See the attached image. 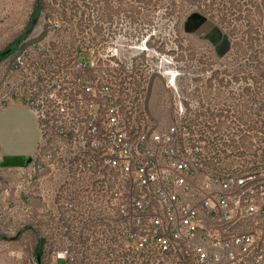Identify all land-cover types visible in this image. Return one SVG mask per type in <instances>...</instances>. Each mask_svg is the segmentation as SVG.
Wrapping results in <instances>:
<instances>
[{
  "label": "built area",
  "instance_id": "obj_1",
  "mask_svg": "<svg viewBox=\"0 0 264 264\" xmlns=\"http://www.w3.org/2000/svg\"><path fill=\"white\" fill-rule=\"evenodd\" d=\"M29 40L3 61L0 111L34 112L41 141L29 164L0 168V237L33 227L40 264H264V170L205 176L211 140L155 122L164 54Z\"/></svg>",
  "mask_w": 264,
  "mask_h": 264
},
{
  "label": "rangeland",
  "instance_id": "obj_2",
  "mask_svg": "<svg viewBox=\"0 0 264 264\" xmlns=\"http://www.w3.org/2000/svg\"><path fill=\"white\" fill-rule=\"evenodd\" d=\"M13 19L0 31L8 44L0 54L18 48L25 35L28 43L47 39L69 52L103 45L124 58L164 54L166 76L157 75L151 100L155 122L167 128L187 121L195 138L211 140L204 145L210 157L203 160L205 176L264 170V0H34L32 15ZM55 22L62 30L50 35ZM17 50L8 57L12 62ZM213 140L227 150L217 160ZM40 141L34 112L10 107L0 116V168H22ZM0 240V264H40L33 227ZM96 259L88 257L87 264H104Z\"/></svg>",
  "mask_w": 264,
  "mask_h": 264
},
{
  "label": "crops",
  "instance_id": "obj_3",
  "mask_svg": "<svg viewBox=\"0 0 264 264\" xmlns=\"http://www.w3.org/2000/svg\"><path fill=\"white\" fill-rule=\"evenodd\" d=\"M34 9V0H0V31H2V28L8 27V24L12 25L15 24L17 19L13 18H27L30 15H32ZM11 27V26H10ZM7 36L2 38L0 41V47L3 48L7 44L5 41ZM1 43H4L1 45ZM11 108H22L25 109L26 107L23 106H10ZM10 107H7L0 111V116L5 114L7 111H9ZM3 161V153L0 151V162ZM1 240H0V246H1Z\"/></svg>",
  "mask_w": 264,
  "mask_h": 264
},
{
  "label": "trees",
  "instance_id": "obj_4",
  "mask_svg": "<svg viewBox=\"0 0 264 264\" xmlns=\"http://www.w3.org/2000/svg\"><path fill=\"white\" fill-rule=\"evenodd\" d=\"M36 12L38 13V14H40V7L37 5V7H36ZM38 21V20H37ZM37 23V22H36ZM36 23L34 24V25H32V24H30V26L28 27V35H29V33L32 31V29L34 28V26L36 25ZM28 35L26 36H23V37H21V39H20V41H19V45L23 42V41H25L26 40V38L28 37ZM17 43V42H16ZM16 49H18V48H16ZM16 49H14V50H16ZM13 50V51H14ZM12 51V52H13ZM6 52V51H5ZM12 52L9 54V55H4V52L3 53H1L0 54V62H2V61H4L5 59H7L11 54H12ZM223 147V146H222ZM223 148H225V146L223 147ZM225 149H227V148H225ZM225 150H223L222 151V153H224L225 154ZM36 255H41V243H38V245H37V248H36Z\"/></svg>",
  "mask_w": 264,
  "mask_h": 264
},
{
  "label": "bare ground",
  "instance_id": "obj_5",
  "mask_svg": "<svg viewBox=\"0 0 264 264\" xmlns=\"http://www.w3.org/2000/svg\"><path fill=\"white\" fill-rule=\"evenodd\" d=\"M40 44H42L41 41H32L28 43V49H39ZM13 62H21V53H17ZM164 77V75H161Z\"/></svg>",
  "mask_w": 264,
  "mask_h": 264
},
{
  "label": "water",
  "instance_id": "obj_6",
  "mask_svg": "<svg viewBox=\"0 0 264 264\" xmlns=\"http://www.w3.org/2000/svg\"><path fill=\"white\" fill-rule=\"evenodd\" d=\"M36 20H37V16L35 17L34 23L36 22ZM15 48H16V45L13 46L12 48H10L8 51H6V52L4 53V55H9V54H10ZM31 161H32V158L28 159V160L26 161V164H29ZM38 260H39V258H38Z\"/></svg>",
  "mask_w": 264,
  "mask_h": 264
},
{
  "label": "flooded vegetation",
  "instance_id": "obj_7",
  "mask_svg": "<svg viewBox=\"0 0 264 264\" xmlns=\"http://www.w3.org/2000/svg\"><path fill=\"white\" fill-rule=\"evenodd\" d=\"M104 17H105V15H104ZM102 31H105V27L102 29Z\"/></svg>",
  "mask_w": 264,
  "mask_h": 264
}]
</instances>
